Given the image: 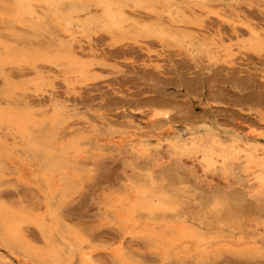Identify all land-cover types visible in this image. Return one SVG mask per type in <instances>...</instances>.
I'll return each mask as SVG.
<instances>
[{
    "label": "rangeland",
    "instance_id": "374dc122",
    "mask_svg": "<svg viewBox=\"0 0 264 264\" xmlns=\"http://www.w3.org/2000/svg\"><path fill=\"white\" fill-rule=\"evenodd\" d=\"M152 1L158 9L169 6L185 13L179 17L183 22L169 23L168 13L159 16L146 2L125 0L132 16L129 23L170 24L172 34L163 41L142 34L119 38L102 26L83 34L75 26V34L69 36L51 12L40 26L15 22L6 28L0 15V45L52 50L63 41L92 71L80 79L46 62H37L36 67L8 65L0 71V99L11 92L7 100L15 108L27 107L38 117L53 111L64 114L56 133L63 141L76 137L82 141V153L74 158L72 152L73 166L68 169L79 173L78 186L57 212L95 264H264V170L257 178L246 160L252 155L264 164V51H239L233 32L234 28L239 40H245L252 28L264 38V0H206V4L198 0V5L194 0ZM154 110L168 115L157 122L150 116ZM6 132L0 129V136L14 153L2 156L7 175L1 179V199L25 209L32 218L49 221L57 205L40 175V161ZM212 139L219 140L221 148ZM191 140L200 146L193 147ZM205 157L214 159L213 164ZM139 186L149 193L147 199L165 204L158 217L193 225L213 241L209 249L174 247L162 254L146 239L123 234L114 205L119 200L126 203ZM145 215L144 210L138 212L143 224ZM22 232L32 245L43 246L34 223L24 224ZM222 241L226 246L221 247ZM65 249H70L67 244ZM73 253L72 264H81L80 251ZM0 255L12 264H48L18 247L10 249L1 237Z\"/></svg>",
    "mask_w": 264,
    "mask_h": 264
},
{
    "label": "bare ground",
    "instance_id": "6f19581e",
    "mask_svg": "<svg viewBox=\"0 0 264 264\" xmlns=\"http://www.w3.org/2000/svg\"><path fill=\"white\" fill-rule=\"evenodd\" d=\"M134 1L137 5L146 2L147 8L154 11L157 14L160 13L158 14L159 16L163 12L168 13L169 23L170 21L171 22L174 21L175 23L183 22V20H179L180 16H185V13L182 11L181 12L175 11L171 9L169 6H167L164 9H162L163 7L162 6L160 9H158L156 3L152 0H134ZM194 1L198 5V0H194ZM1 2L2 4L0 7V15H1L2 21H5L7 23L6 28L11 27V24L15 22L16 23L18 22L20 24L25 23V25H28L30 27L40 26L39 25L40 23L41 24L44 23V18H45L44 16L47 15L48 12H51L50 14H52V16L54 17L53 19L55 20V23L57 24L59 29L65 33H68L69 36H72L75 34V29H73L75 28V26L77 27L78 30H80V31L77 30V32L82 33V34L89 32L91 30V27L93 26H98V27L102 26V29H104L106 32L110 34L115 35L114 33H118L119 38H123L125 36L133 37L135 36V34L136 36H139L142 34V35H146L147 37L153 36L163 41L164 39H166L167 36L172 34V27L169 26L170 24L163 22V21L156 20L155 22L151 21V23H145V24L138 23L137 21H134L133 23H129L130 18H132V16L128 15L126 11L127 4L125 0H0V3ZM199 2H201L202 4H206V0H199ZM91 7L99 8L100 11H96L93 13V11L91 10ZM207 7L208 6H205V8ZM38 10H42L43 13L42 14L38 13ZM208 12H211V11L208 10ZM35 16L38 17V21L36 22L33 21ZM217 16L220 19L223 17L219 14H217ZM200 20L201 19H199V21ZM176 27L178 28V26ZM248 30H249L248 33L250 34V36L245 40H239V35L237 34V31L233 28V32L235 35L234 38L237 41L238 50L239 51L240 50H250L252 52L260 54L262 51H264V38L259 33V31L252 29V28H248ZM82 46L84 47V45ZM228 61L229 60L227 59V63L231 64V62H228ZM37 62H46L52 65H55L56 67H59L60 69H64L62 70L63 72L67 74H73L76 78H80V79H87L89 77V74L92 72L90 68L91 65L87 64V62H85L83 58H81L78 54H76L73 50H71L70 47L66 46L63 41H60L57 47H55V49H52V50L17 48V46L13 47L6 43L5 44L2 43V45H0V71L1 72L4 71V68L8 65H14L19 68L22 66L36 67ZM180 63L182 64L181 61ZM5 84L8 86V89L11 91V88H13L11 86L12 84L10 85L9 82ZM10 95H11V92H7V94H5L6 98L4 97L0 99V129H5L7 132H10V135L15 137L14 139H20L22 142V147H24L23 149L31 152L35 156V158L40 161L39 167H42L40 169V175L47 184V187L50 193V199L55 200L57 207L55 210H52L53 211L52 213L50 212V220L46 221V219L44 218H38V217L32 218L31 215H29L28 212L25 209H22L21 207L16 208V207H12L11 205H8L5 201L1 199V196H0V237L2 241L8 247H10V249H14L18 247L19 249H22L25 253H27L30 257H32L33 259H37L39 261L46 262L48 264H72V258H73L72 256L74 254L73 252L77 250L80 251L81 253V264H95L94 262L95 260H93L92 255L89 252L85 251L84 249L85 247L83 248L81 244L82 241H80V238L78 237V235L73 232L74 230L73 231L69 230L67 225L65 226L61 222L58 216V212H57V209L61 205L71 200L72 195L78 186V181L80 179V176L77 170L74 169L76 167L74 168L72 167L74 169L72 172H68L69 171L68 169L71 164L73 166V163L71 162L72 152L74 154V158L77 155H80L82 153V144H81L82 141L80 140L79 137L71 138L68 141H63V137H60L59 133H56L58 126L60 124L62 125V123L64 122V119H65L64 114H58L53 111L50 114L48 112L43 113L40 117H38L35 114H33V112L29 110L27 107H24V108L13 107L7 100L9 99ZM167 115H168V112L165 110H154L150 116H151V119H156L161 116L166 117ZM156 120L157 122L160 121V120L158 121V119ZM157 122L155 121V124ZM162 124L160 123V125ZM45 125H48L49 128L45 132H42L41 128L45 127ZM175 127L173 126V128ZM178 128L176 129L178 130ZM128 138L133 139L130 135ZM198 138H200V136ZM67 139L68 138H66V140ZM174 140H173V144L175 143ZM180 142H181V139H180ZM197 142L191 140L192 146L199 147L200 144ZM206 142H208V140ZM211 142L214 144L215 147L217 148L220 147L219 140L212 139ZM182 146L184 147L185 145H182ZM188 147H191V146H188ZM84 149L86 150V148ZM10 152L14 153V150L8 147L4 138L0 136V188L3 183L2 182L3 180L1 181V179L4 176V171H5L4 170L5 160L4 161L2 160V156H3V153L10 154ZM183 153H185V151ZM247 157H248L246 158L247 163L248 164L250 163L248 165V169L252 172V174H255V175L257 174L256 175L257 178H261L260 176L263 173L264 164L258 163L256 158L252 155H247ZM213 160L214 159L212 158L205 157V161H207L209 165L213 164L212 163ZM187 161L189 160L187 159ZM35 165L36 164L34 162L33 166ZM77 165L78 164H76L75 166ZM205 174H206V171H205ZM145 182H148V181H145ZM141 186L137 187L134 190V196L130 197V199H128L126 203H122V201L119 200L116 202V205H114L116 209V215L118 218L117 219L118 229L120 231L122 230L121 232L123 234L130 233L128 235H133L135 237L137 236L139 238L142 237L146 239L149 243H151V245L152 244L155 245L161 251L162 254H165L168 249L170 248L172 249L174 247H177L178 249L180 247H183L184 249L192 248L195 250L197 248H200V250L204 248L202 251L207 250V247L209 249V246H210L209 244H213L211 243L212 240L211 241L208 240V238L205 237L202 233H200L193 225L189 223H171L170 221L166 220L162 216L158 217L156 213L164 210L165 204L161 202L154 203L153 199H147V194L149 193H147V191L144 190V188H141ZM164 187L166 188L168 186H164ZM204 198H207V196H205ZM203 200H207V199H203ZM204 204L202 205V207H204ZM143 210L147 212V215H145L146 223L144 224L140 222V220H138V212L143 211ZM224 216H227V215L225 214ZM226 220L227 219H225V221ZM186 221L188 220L186 219ZM26 223H34V225H36V227L39 229V232L43 240L42 247H36L32 245L26 239L25 235L22 232V226ZM223 223H226V222H223ZM228 224H229V221H228ZM58 239H60L62 242H59ZM227 242H228V239H227ZM66 244L70 248L68 252L65 249ZM219 245L220 244H218V246ZM223 246H226V243H223L222 241L221 247ZM248 253H250V251ZM175 254H177V252ZM5 257L6 256L0 255V264H12L9 260H6ZM117 257H120V255H117Z\"/></svg>",
    "mask_w": 264,
    "mask_h": 264
}]
</instances>
